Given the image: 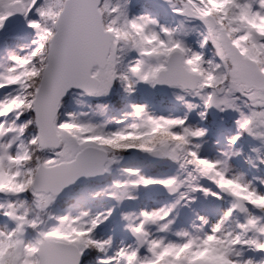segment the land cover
<instances>
[{"label":"snow or ice","instance_id":"6c2138e0","mask_svg":"<svg viewBox=\"0 0 264 264\" xmlns=\"http://www.w3.org/2000/svg\"><path fill=\"white\" fill-rule=\"evenodd\" d=\"M149 2L0 0V264H264V0Z\"/></svg>","mask_w":264,"mask_h":264},{"label":"rangeland","instance_id":"374dc122","mask_svg":"<svg viewBox=\"0 0 264 264\" xmlns=\"http://www.w3.org/2000/svg\"><path fill=\"white\" fill-rule=\"evenodd\" d=\"M143 2L146 3L145 6L142 4ZM136 10H139V11L152 10L154 12V14L158 12L163 20H167V21L173 22V23L176 21V19H178V18H173L172 17V15L170 13V10H168L166 6L162 7V6H159V5L152 4V3L149 2V0H138L137 9ZM15 24H16V21L12 25H15ZM164 94H165V90H158L157 92H151L147 88L142 87L140 93L136 97H133V99H138V100L139 99L159 100L160 97L162 95H164ZM121 95H122V93H121ZM88 103H90V102L88 101ZM69 107L70 108H74V107H76V105L70 103ZM156 107H157V105H156ZM119 108H120V104H119L118 107L113 108L112 112H109L108 115L109 116L117 115L118 114L117 109H119ZM158 110L162 111L163 108L162 107L158 108ZM213 116H214V119H218V117L215 114ZM115 126L116 125L114 123L112 125H110V127H115ZM141 162H142L141 160H134L133 161V163H136V164H139ZM148 192L150 194H153L154 190L149 189ZM161 196L162 197L159 196L156 200H153V199L150 198V196L148 194H146L142 198V200L140 202H138L137 205H134V206H143L145 203L151 205V204H154V203L163 202V201H165L167 199H171V197H167L165 195H161ZM207 204L208 203L203 201V199H202L200 202H198L197 204L194 205V208L199 210V211H201V212H206V211L210 210L209 207H208L209 205L207 206ZM189 215H190V213H189ZM118 238H119V234H118Z\"/></svg>","mask_w":264,"mask_h":264},{"label":"trees","instance_id":"16d2710c","mask_svg":"<svg viewBox=\"0 0 264 264\" xmlns=\"http://www.w3.org/2000/svg\"><path fill=\"white\" fill-rule=\"evenodd\" d=\"M142 4H143L144 6L146 5L145 2H143ZM107 99H111V100L114 102V104H115V107H114V108L118 107L119 104H120V102L117 100V97H116V94H115V93H114V95H113L112 97L107 98ZM85 100H88V101L90 102V104H95V103H96L95 100H93L92 98H89V97H85ZM157 101H158V100H157ZM161 107H162L161 105L157 104V108H161ZM162 108H163V107H162ZM163 110H164V109H163ZM109 112H112V109H110ZM212 119H214V116H213L212 118H210V120H212ZM215 132H216V128H215V126H214V127H213V133L215 134ZM237 162H238V163H241V161H237ZM244 167L247 168L248 166H247V165H244ZM250 171H254V170H250ZM207 206H208V204H207ZM208 207H209V209H210V207H212V206L209 205Z\"/></svg>","mask_w":264,"mask_h":264},{"label":"clouds","instance_id":"9594fccd","mask_svg":"<svg viewBox=\"0 0 264 264\" xmlns=\"http://www.w3.org/2000/svg\"><path fill=\"white\" fill-rule=\"evenodd\" d=\"M228 0H214V7L223 10L227 4ZM260 30L264 31V21L256 25Z\"/></svg>","mask_w":264,"mask_h":264},{"label":"water","instance_id":"95a60500","mask_svg":"<svg viewBox=\"0 0 264 264\" xmlns=\"http://www.w3.org/2000/svg\"><path fill=\"white\" fill-rule=\"evenodd\" d=\"M15 21H12L11 22V25L14 23ZM154 190V192L156 193L157 191H161L162 192V190H157V189H153Z\"/></svg>","mask_w":264,"mask_h":264}]
</instances>
